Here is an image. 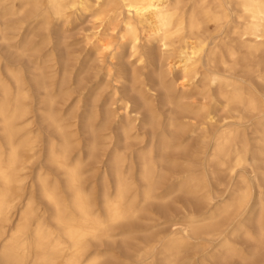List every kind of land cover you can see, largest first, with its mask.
<instances>
[{"label": "bare ground", "instance_id": "bare-ground-1", "mask_svg": "<svg viewBox=\"0 0 264 264\" xmlns=\"http://www.w3.org/2000/svg\"><path fill=\"white\" fill-rule=\"evenodd\" d=\"M0 264H264V0H0Z\"/></svg>", "mask_w": 264, "mask_h": 264}, {"label": "rangeland", "instance_id": "rangeland-1", "mask_svg": "<svg viewBox=\"0 0 264 264\" xmlns=\"http://www.w3.org/2000/svg\"><path fill=\"white\" fill-rule=\"evenodd\" d=\"M88 27H89V24L86 18H83L77 22L74 21L67 28V33L65 36L67 37V43L71 46L72 53L78 52V53L84 54L85 50H84L83 38L85 35V31L87 32ZM125 62L126 60L123 61V63ZM200 258H201V255L198 256V259H199L198 263L200 261Z\"/></svg>", "mask_w": 264, "mask_h": 264}]
</instances>
